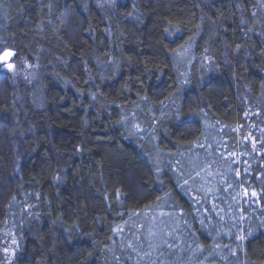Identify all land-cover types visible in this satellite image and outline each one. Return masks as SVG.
Returning a JSON list of instances; mask_svg holds the SVG:
<instances>
[{"label":"trees","instance_id":"16d2710c","mask_svg":"<svg viewBox=\"0 0 264 264\" xmlns=\"http://www.w3.org/2000/svg\"><path fill=\"white\" fill-rule=\"evenodd\" d=\"M6 50L0 264H264V0H0Z\"/></svg>","mask_w":264,"mask_h":264},{"label":"rangeland","instance_id":"374dc122","mask_svg":"<svg viewBox=\"0 0 264 264\" xmlns=\"http://www.w3.org/2000/svg\"><path fill=\"white\" fill-rule=\"evenodd\" d=\"M120 0H97L98 4L100 6H103L107 9H112L115 7V5L119 2ZM5 52V51H4ZM0 53V56L4 53ZM12 57H13V54H11V56L5 61V62H2L0 63V70L2 72H11V73H14L15 70H16V66L15 64L11 61L12 60ZM11 64L13 65V67L11 69H9L8 65ZM203 171V170H202ZM200 171V172H202ZM160 227H163L165 230H167V226H166V221L165 222H161V226ZM5 256H6V261H5V264H11V259L13 257V253H10V251L6 250L5 251Z\"/></svg>","mask_w":264,"mask_h":264},{"label":"water","instance_id":"95a60500","mask_svg":"<svg viewBox=\"0 0 264 264\" xmlns=\"http://www.w3.org/2000/svg\"><path fill=\"white\" fill-rule=\"evenodd\" d=\"M8 52V53H11L12 54V51L11 50H6L1 56H0V63L2 62H5L10 56L7 57V59L5 58V53Z\"/></svg>","mask_w":264,"mask_h":264},{"label":"snow or ice","instance_id":"6c2138e0","mask_svg":"<svg viewBox=\"0 0 264 264\" xmlns=\"http://www.w3.org/2000/svg\"><path fill=\"white\" fill-rule=\"evenodd\" d=\"M4 55H5V58L7 59V57L10 56L11 53L6 52ZM8 67H9V69H11L13 67V65L9 64Z\"/></svg>","mask_w":264,"mask_h":264}]
</instances>
